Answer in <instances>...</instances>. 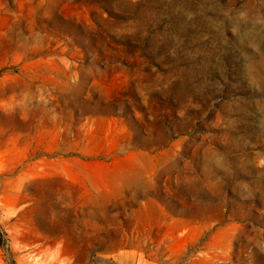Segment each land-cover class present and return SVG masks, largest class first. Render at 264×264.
Returning <instances> with one entry per match:
<instances>
[{
	"label": "rangeland",
	"instance_id": "obj_1",
	"mask_svg": "<svg viewBox=\"0 0 264 264\" xmlns=\"http://www.w3.org/2000/svg\"><path fill=\"white\" fill-rule=\"evenodd\" d=\"M0 264H264V0H0Z\"/></svg>",
	"mask_w": 264,
	"mask_h": 264
},
{
	"label": "bare ground",
	"instance_id": "obj_2",
	"mask_svg": "<svg viewBox=\"0 0 264 264\" xmlns=\"http://www.w3.org/2000/svg\"><path fill=\"white\" fill-rule=\"evenodd\" d=\"M130 162H131V161H130ZM122 164H123V163H122ZM125 167H126V166H125ZM120 169H121V168H120ZM127 169H128V168H127ZM118 171H119V172H118ZM118 171L116 170V172H117L118 174H120V175H121V174H125V176H126V174H128V172H127V173H126V172H122V171H120L119 169H118ZM104 172H106V171H105V170H101V171H100V174H101V173H104ZM112 172H113V171H112ZM106 175L109 176V177L115 176L114 173H109V172H108ZM116 175H117V174H116ZM125 176H124V177H125Z\"/></svg>",
	"mask_w": 264,
	"mask_h": 264
}]
</instances>
